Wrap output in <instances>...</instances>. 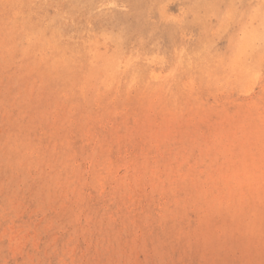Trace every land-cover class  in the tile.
Listing matches in <instances>:
<instances>
[{
	"label": "rangeland",
	"instance_id": "374dc122",
	"mask_svg": "<svg viewBox=\"0 0 264 264\" xmlns=\"http://www.w3.org/2000/svg\"><path fill=\"white\" fill-rule=\"evenodd\" d=\"M0 264H264V0H0Z\"/></svg>",
	"mask_w": 264,
	"mask_h": 264
},
{
	"label": "bare ground",
	"instance_id": "6f19581e",
	"mask_svg": "<svg viewBox=\"0 0 264 264\" xmlns=\"http://www.w3.org/2000/svg\"><path fill=\"white\" fill-rule=\"evenodd\" d=\"M251 29H252V28H251ZM251 29H250V30H251ZM251 32H252V31H251ZM251 36H252V34H251ZM135 49H136V48H135ZM179 49H180V48H179ZM198 49H199V48H198ZM182 51H183V50H182ZM138 54H139V53H138ZM186 54H187V53H186ZM142 56H143V55H142ZM185 58H186V57H185ZM179 63H180V62H179ZM182 63H183V61H182ZM182 63H181V64H182ZM203 64H204V63H203ZM171 70H172V68H171ZM117 71H118V70H117ZM131 71H132V70H131ZM62 72H63V70H62ZM138 73H139V72H138ZM172 74H173V73H172ZM115 76H116V75H115ZM139 78H140V77H139Z\"/></svg>",
	"mask_w": 264,
	"mask_h": 264
}]
</instances>
